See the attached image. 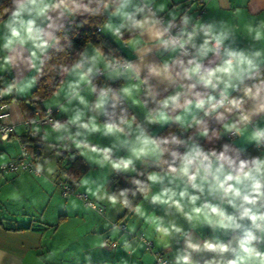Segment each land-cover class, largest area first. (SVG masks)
<instances>
[{"label": "clouds", "instance_id": "clouds-1", "mask_svg": "<svg viewBox=\"0 0 264 264\" xmlns=\"http://www.w3.org/2000/svg\"><path fill=\"white\" fill-rule=\"evenodd\" d=\"M8 145L11 210L101 226L40 264H264V0H0Z\"/></svg>", "mask_w": 264, "mask_h": 264}, {"label": "crops", "instance_id": "crops-1", "mask_svg": "<svg viewBox=\"0 0 264 264\" xmlns=\"http://www.w3.org/2000/svg\"><path fill=\"white\" fill-rule=\"evenodd\" d=\"M208 7L212 10L214 4L209 2ZM6 152H13L11 145L0 146V154ZM9 189V184L0 182V248H7L19 256L22 264H40L41 255L49 249L69 247L72 234L83 237L93 228L97 232L101 231V226L94 224L86 215L74 216L71 212L67 214L64 211L58 214L54 205L63 200L57 190L52 194L49 207L41 220L40 213L32 217L28 213L11 210L7 206ZM108 258L114 260V264H151L152 260L150 254L142 252L129 259L118 249L117 255L113 257L109 253ZM5 264H10V258L5 259Z\"/></svg>", "mask_w": 264, "mask_h": 264}, {"label": "trees", "instance_id": "trees-1", "mask_svg": "<svg viewBox=\"0 0 264 264\" xmlns=\"http://www.w3.org/2000/svg\"><path fill=\"white\" fill-rule=\"evenodd\" d=\"M40 91L43 93L44 89L42 88V89H40ZM5 99H7V98H5ZM21 110L23 111V108H21ZM30 110L34 111V109H30ZM21 135L24 136L25 140H27V134L26 133H21ZM37 150H38V148H37ZM38 154H41V153H39V150H38ZM30 155H31V151H30ZM65 160H61L58 162V166L60 167L61 170L68 171V172H70L73 175H76L78 177L83 175V173H85V171H87V169L83 165H80L78 167V165L76 163H74L73 161L70 160L69 163H65Z\"/></svg>", "mask_w": 264, "mask_h": 264}, {"label": "water", "instance_id": "water-1", "mask_svg": "<svg viewBox=\"0 0 264 264\" xmlns=\"http://www.w3.org/2000/svg\"><path fill=\"white\" fill-rule=\"evenodd\" d=\"M37 154H38V150H37ZM69 162H70V160H68V159L65 160V163H69Z\"/></svg>", "mask_w": 264, "mask_h": 264}, {"label": "rangeland", "instance_id": "rangeland-1", "mask_svg": "<svg viewBox=\"0 0 264 264\" xmlns=\"http://www.w3.org/2000/svg\"><path fill=\"white\" fill-rule=\"evenodd\" d=\"M87 171H91V170H87ZM57 191H58V193L60 194V190H59V189H57ZM60 196H61V194H60Z\"/></svg>", "mask_w": 264, "mask_h": 264}, {"label": "built area", "instance_id": "built-area-1", "mask_svg": "<svg viewBox=\"0 0 264 264\" xmlns=\"http://www.w3.org/2000/svg\"><path fill=\"white\" fill-rule=\"evenodd\" d=\"M29 159H31V155L29 154V157H28Z\"/></svg>", "mask_w": 264, "mask_h": 264}]
</instances>
